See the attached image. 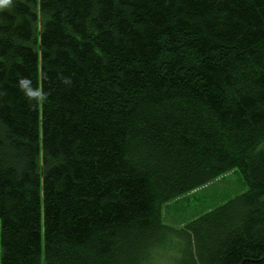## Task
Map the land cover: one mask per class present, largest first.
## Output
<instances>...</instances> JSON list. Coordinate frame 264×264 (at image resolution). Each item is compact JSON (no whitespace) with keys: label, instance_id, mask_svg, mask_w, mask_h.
I'll list each match as a JSON object with an SVG mask.
<instances>
[{"label":"trees","instance_id":"1","mask_svg":"<svg viewBox=\"0 0 264 264\" xmlns=\"http://www.w3.org/2000/svg\"><path fill=\"white\" fill-rule=\"evenodd\" d=\"M233 171L245 193L164 224ZM0 246V264H264V0H10Z\"/></svg>","mask_w":264,"mask_h":264},{"label":"rangeland","instance_id":"2","mask_svg":"<svg viewBox=\"0 0 264 264\" xmlns=\"http://www.w3.org/2000/svg\"><path fill=\"white\" fill-rule=\"evenodd\" d=\"M9 1L0 0V10L6 8ZM247 189L240 172H229L208 185L164 205L162 209L163 222L170 227L181 228L205 212L242 195ZM173 260L174 253L170 252L168 248L152 252V261L156 264H171Z\"/></svg>","mask_w":264,"mask_h":264}]
</instances>
